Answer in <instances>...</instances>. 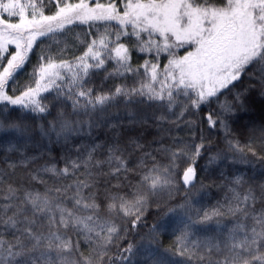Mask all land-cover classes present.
I'll use <instances>...</instances> for the list:
<instances>
[{"label":"snow or ice","instance_id":"1","mask_svg":"<svg viewBox=\"0 0 264 264\" xmlns=\"http://www.w3.org/2000/svg\"><path fill=\"white\" fill-rule=\"evenodd\" d=\"M257 95L264 0H0V264H264V118L232 127Z\"/></svg>","mask_w":264,"mask_h":264},{"label":"trees","instance_id":"2","mask_svg":"<svg viewBox=\"0 0 264 264\" xmlns=\"http://www.w3.org/2000/svg\"><path fill=\"white\" fill-rule=\"evenodd\" d=\"M45 2H47V0H45ZM54 10V9H53ZM84 28H75L73 29L74 32H81L84 31ZM14 50V49H13ZM55 50V49H54ZM40 53V49L37 48L35 50V52L31 55V61L32 63H35L37 60V57ZM79 54V53H76ZM138 62H142V57L137 58L135 55L133 56V63H138ZM32 63L27 65L26 71H30L31 67H32ZM111 67V65H109V68ZM101 76H103V73L100 74ZM18 79L20 80L21 83H23L27 77L24 73H21L18 77ZM97 83H99V78H97L96 80ZM108 85L110 86L113 82L112 81H108L107 82ZM221 99H223V97H221ZM215 106V105H214ZM122 109V106H121ZM114 114H115V110ZM149 114H151V110H148ZM16 113H13V115H15ZM53 114H55L53 112ZM121 114H123L121 112ZM191 117L189 116H185L184 120H188ZM262 118H264V100H262L258 95L255 96L254 98V102L251 104V107L248 111H244V112H240L235 120V123H233L232 127H233V131L237 134V136L241 139V142L244 143L245 138L243 135H241V130H242V126L245 124H248L249 122H259ZM48 119H51V117H48ZM117 119H119V117H117ZM115 122V121H113ZM138 130H142L143 131V135L144 138L147 140H151L153 139L155 136L159 135L157 129L155 128V126L153 125L152 121L150 120L147 124L144 125H137L136 126ZM165 128H168L169 125L167 123L164 124ZM172 130L170 132V134L168 135L167 139H171V137H177V138H184L186 140H191L193 137L191 135L190 130L184 125V123H178L177 125L171 126ZM204 128V135L206 137H208L209 139H212L213 142L215 143L216 140L218 138L223 137V132H221L217 126L216 129H208V126L205 122V124L203 125ZM196 132V142H199V135H200V126H197L195 129H193ZM109 131V129L107 127L103 128V129H96L94 130V134H98L101 138L104 137L105 133H107ZM221 145L223 144L222 139L220 140ZM60 154V150L59 147L56 146L54 148L53 151V155H59ZM0 155H3L2 150H0ZM207 159V153H204V158L200 159L198 161L199 165H204L205 161ZM60 166H63V162L60 163ZM237 168H240L241 170H243V165H236ZM218 172V170H217ZM216 179V173H213L212 175H210L207 179H205V174L203 172H201V175L198 177L197 179V188L199 187V182L200 180H203L204 183L207 185L206 189L202 190L200 193H196L195 190H193V195L195 196V198L200 202L201 205H203L206 208H211L213 205L216 204V202L218 200H222L225 194V190L217 187L216 184L212 183V180ZM217 183H219V181H217ZM184 199V189L183 187L180 188V191L178 193L175 194V198L174 200L171 202L172 204H179L182 200ZM171 206V205H170ZM167 209L164 208L161 211H166ZM150 212L153 214H158L156 213V209L155 207H153L152 209H150ZM154 219V215H149L148 217V223L151 224L153 222ZM215 225L213 224V227ZM172 240L171 236L165 235L163 237V241L165 245H168Z\"/></svg>","mask_w":264,"mask_h":264}]
</instances>
